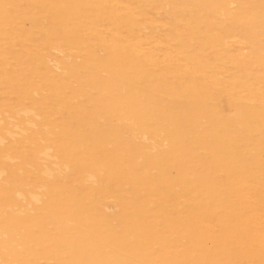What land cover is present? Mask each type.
Instances as JSON below:
<instances>
[{"label": "rangeland", "instance_id": "374dc122", "mask_svg": "<svg viewBox=\"0 0 264 264\" xmlns=\"http://www.w3.org/2000/svg\"><path fill=\"white\" fill-rule=\"evenodd\" d=\"M0 122V264H264V0H0Z\"/></svg>", "mask_w": 264, "mask_h": 264}, {"label": "bare ground", "instance_id": "6f19581e", "mask_svg": "<svg viewBox=\"0 0 264 264\" xmlns=\"http://www.w3.org/2000/svg\"><path fill=\"white\" fill-rule=\"evenodd\" d=\"M1 123V122H0ZM17 137V136H16ZM36 200H38V199H36Z\"/></svg>", "mask_w": 264, "mask_h": 264}]
</instances>
